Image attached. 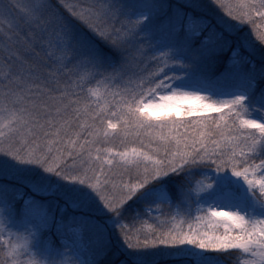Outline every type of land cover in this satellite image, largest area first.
I'll list each match as a JSON object with an SVG mask.
<instances>
[{
    "label": "snow or ice",
    "instance_id": "1",
    "mask_svg": "<svg viewBox=\"0 0 264 264\" xmlns=\"http://www.w3.org/2000/svg\"><path fill=\"white\" fill-rule=\"evenodd\" d=\"M232 253L264 264V0H0V264Z\"/></svg>",
    "mask_w": 264,
    "mask_h": 264
},
{
    "label": "trees",
    "instance_id": "2",
    "mask_svg": "<svg viewBox=\"0 0 264 264\" xmlns=\"http://www.w3.org/2000/svg\"><path fill=\"white\" fill-rule=\"evenodd\" d=\"M226 2L231 3V4H235V3H238V0H226ZM257 23L259 25V21ZM248 27L250 28L251 25H248ZM193 215H195V212L193 213ZM220 259L222 262H225L227 264H237V262H236L237 257H235L232 254L221 256Z\"/></svg>",
    "mask_w": 264,
    "mask_h": 264
},
{
    "label": "rangeland",
    "instance_id": "3",
    "mask_svg": "<svg viewBox=\"0 0 264 264\" xmlns=\"http://www.w3.org/2000/svg\"><path fill=\"white\" fill-rule=\"evenodd\" d=\"M194 213V212H193ZM232 255H234L235 257H237V264H241L242 260L244 259L243 256H238L236 253H232ZM222 264H227L225 262H222Z\"/></svg>",
    "mask_w": 264,
    "mask_h": 264
}]
</instances>
